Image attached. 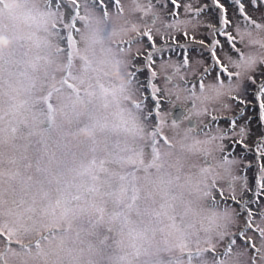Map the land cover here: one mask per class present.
<instances>
[{
	"label": "rangeland",
	"instance_id": "374dc122",
	"mask_svg": "<svg viewBox=\"0 0 264 264\" xmlns=\"http://www.w3.org/2000/svg\"><path fill=\"white\" fill-rule=\"evenodd\" d=\"M57 1L0 0V231L22 246L7 264L178 257L160 229L166 193L185 191L168 183L180 153L160 146L154 160V121L135 108L129 75L143 63L137 5L121 0L120 13L108 0ZM184 159L187 169L195 158ZM108 224L122 227L114 248Z\"/></svg>",
	"mask_w": 264,
	"mask_h": 264
},
{
	"label": "snow or ice",
	"instance_id": "6c2138e0",
	"mask_svg": "<svg viewBox=\"0 0 264 264\" xmlns=\"http://www.w3.org/2000/svg\"><path fill=\"white\" fill-rule=\"evenodd\" d=\"M108 3L122 13L121 0ZM134 3L143 62L129 73L141 93L135 108L154 121V160L160 146L180 153L168 183L185 190L161 206L160 232L165 244L175 237L179 256L154 264H264V0ZM185 157L195 158L187 169ZM0 238L7 264L22 246Z\"/></svg>",
	"mask_w": 264,
	"mask_h": 264
},
{
	"label": "trees",
	"instance_id": "16d2710c",
	"mask_svg": "<svg viewBox=\"0 0 264 264\" xmlns=\"http://www.w3.org/2000/svg\"><path fill=\"white\" fill-rule=\"evenodd\" d=\"M2 125H3V127H4V123H2V122H0ZM126 198H128V199H130V198H133V196H127ZM113 224V223H112ZM112 224H108L107 225V230H108V232L106 231V233H108V237H110V238H112L114 241H112V242H109V245H110V247L111 248H114V244H116V242L115 241H117V238H119V236H120V233H121V231H122V227H120V226H116V227H114Z\"/></svg>",
	"mask_w": 264,
	"mask_h": 264
},
{
	"label": "flooded vegetation",
	"instance_id": "af4514ba",
	"mask_svg": "<svg viewBox=\"0 0 264 264\" xmlns=\"http://www.w3.org/2000/svg\"><path fill=\"white\" fill-rule=\"evenodd\" d=\"M72 1V0H71ZM95 3H100V0H93ZM69 3V4H71V6H72V8H74V9H76L77 8V3H71L70 2V0H60V1H57V2H55V5L56 6H65L66 5V3ZM175 107H173L172 108V110L174 109ZM173 112V111H172Z\"/></svg>",
	"mask_w": 264,
	"mask_h": 264
},
{
	"label": "water",
	"instance_id": "95a60500",
	"mask_svg": "<svg viewBox=\"0 0 264 264\" xmlns=\"http://www.w3.org/2000/svg\"><path fill=\"white\" fill-rule=\"evenodd\" d=\"M173 112V115H175V114H178L180 111H181V109H180V107L177 105L173 110H172Z\"/></svg>",
	"mask_w": 264,
	"mask_h": 264
}]
</instances>
